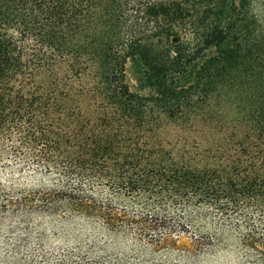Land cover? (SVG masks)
Listing matches in <instances>:
<instances>
[{"label": "trees", "instance_id": "obj_1", "mask_svg": "<svg viewBox=\"0 0 264 264\" xmlns=\"http://www.w3.org/2000/svg\"><path fill=\"white\" fill-rule=\"evenodd\" d=\"M254 4L0 0V169L37 179L0 188V218L76 217L109 241L56 248L38 231L0 230V264H200L224 230L264 254V9ZM128 63L141 66L146 95L129 89ZM234 93L239 113L212 119L210 99ZM199 98L200 122L180 120ZM167 122L202 125L206 146L170 148ZM126 243L130 254H107Z\"/></svg>", "mask_w": 264, "mask_h": 264}, {"label": "rangeland", "instance_id": "obj_2", "mask_svg": "<svg viewBox=\"0 0 264 264\" xmlns=\"http://www.w3.org/2000/svg\"><path fill=\"white\" fill-rule=\"evenodd\" d=\"M264 9V0H255L253 11L257 15H261ZM142 68L137 63H128L125 71V81L129 89L133 92L146 95L149 89L143 85L142 82ZM95 82L92 70L90 69L85 77L81 78V83L84 87H90ZM190 80L184 82L183 85H188ZM202 98L195 102V113L192 115H183V122L190 121L192 117H199L201 114ZM208 104V103H207ZM230 105V109H223L224 106ZM242 106L241 99L238 94H233L231 98L219 99L214 95L209 101L211 112L208 114L212 119L217 120L220 116L229 117L236 116ZM82 108L85 112L90 113L89 101L84 99L82 101ZM199 122V118L197 119ZM187 124V123H186ZM186 126V125H185ZM194 126V127H193ZM193 126L183 127L173 122H167L161 130L160 138L163 143L168 144L170 148L178 149L185 145L189 148L193 142L198 143L197 148L200 150L206 146L204 138V128L197 124ZM232 130L228 129V133ZM37 179L28 177L27 174H21L17 168L0 169V188L3 189H25L29 190L35 188ZM0 230H32L42 233L47 247L56 248H74L76 246H85L90 241L95 240L98 246L109 245L108 239L101 234L96 233L98 230H103L95 227L80 218L58 216H32L25 220H19L13 217L4 216L0 218ZM96 234V236H94ZM179 243L186 244L189 239L185 236L179 237ZM251 243L242 239V233L235 231L224 230L221 235V240L217 244V253L209 258H206L200 264H264V254L257 255L250 250ZM256 245V243H255ZM118 250L114 247L107 248V254L110 252H125V255L130 254L127 249L129 243L120 244ZM122 249V250H121Z\"/></svg>", "mask_w": 264, "mask_h": 264}]
</instances>
